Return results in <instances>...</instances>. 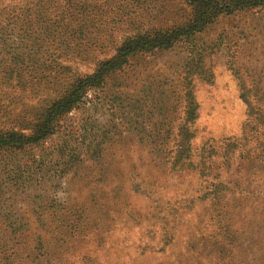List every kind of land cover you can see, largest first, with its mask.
Segmentation results:
<instances>
[{
	"label": "rangeland",
	"instance_id": "1",
	"mask_svg": "<svg viewBox=\"0 0 264 264\" xmlns=\"http://www.w3.org/2000/svg\"><path fill=\"white\" fill-rule=\"evenodd\" d=\"M29 1L0 0V8L24 2L32 7ZM57 1L65 12L70 0ZM81 1L88 3L85 13L94 19L82 40L88 43L86 53L82 57L74 51V55L57 54L63 56L58 63L66 68L57 70L54 80L0 79V106L7 107L12 117L24 115L40 99L61 95L74 75L91 74L99 61L111 58L118 44L135 32L128 25L135 17L140 22L156 17L153 24H157L166 14L161 7L183 8L179 0H140L138 6L132 0ZM46 4L41 0V6ZM172 21L170 17L166 24ZM222 35L229 43L205 61L213 83L190 79L197 104L192 149L197 154L207 144L219 150L227 139L248 137L245 149L251 162L246 156L232 161L242 164L237 173L251 174L249 186L242 192L238 182L240 194L233 208L217 215L205 188L226 177L233 184L234 166L228 171L216 168L220 158L214 157L203 175L169 169L172 134L182 119L181 102L170 92L179 90L183 65L187 67L191 58L189 47L181 44L167 52L129 59L122 71L106 77L100 87L88 89L84 102L61 119L57 134L44 148L66 142L81 154L80 167L57 179L53 172L59 165L40 163V149L22 156L23 161L29 160L24 177L28 176L30 187L21 195L10 189L0 193V229L8 223L2 216L11 212L10 216L21 214L29 226L25 242L30 247L42 224L54 235L67 234L49 239L48 264H264V154L260 155L264 127L251 123L239 98L237 79L226 64L233 55L241 79L249 85L260 80L255 88H264V8L219 19L202 41ZM259 106L264 112V103ZM89 152H93L91 159ZM215 175L218 178L213 180ZM40 208L46 217L37 222L30 211ZM215 216L232 218L237 223L231 228L234 234L221 231L219 236ZM7 237L0 233L1 245H7Z\"/></svg>",
	"mask_w": 264,
	"mask_h": 264
},
{
	"label": "trees",
	"instance_id": "2",
	"mask_svg": "<svg viewBox=\"0 0 264 264\" xmlns=\"http://www.w3.org/2000/svg\"><path fill=\"white\" fill-rule=\"evenodd\" d=\"M70 1L65 3L69 6L65 12L59 9L57 0H47V4L42 6L40 5L41 0H31L29 4H33L32 7H26L27 2H24L25 4L6 5L0 8L2 39L0 40L2 52L0 56V76L2 77L0 79L54 80L56 71L66 68L58 63L63 56L57 54L71 53L74 55L76 52L75 56L82 57L86 53L85 49L88 43L82 40L86 39L88 28L92 27L94 19L85 13L88 7L86 1ZM132 1V4L137 5L140 0ZM179 1L181 4L183 3L182 9L170 7L165 10L163 7L160 8L162 12L166 11V14L158 20L157 24H155L156 22L153 24L156 17L151 22H140L135 17V21L128 24L135 31L133 35L126 37L118 44L111 58L99 61L91 74H76L71 79L69 78L70 81L66 84L61 95L40 99L41 101L39 100L36 106L29 105L27 113L22 116L12 117L7 107L0 106V114H3L0 118L4 119H1L0 123V193L10 189L18 191L21 195L30 187L26 182L28 176L24 177V168L29 160L23 158V161L22 156L24 157L32 149H40V152L43 153L39 160L40 163L59 165L60 169L53 172L57 175L55 177L57 179H62L72 169L80 167L82 164L81 154L68 147L66 142L52 144L49 149L48 147L44 148L45 144L57 134L61 119L84 102L88 89L100 87L106 81L104 80L106 77L122 71L129 59L145 53L167 52L177 45L184 44L189 47L191 58L187 67L183 65L184 75L180 76V80H178L179 90L173 89L170 92L173 98L179 99L181 102L182 119L172 134L174 148L168 162L169 169L174 173L197 171L203 175L211 169V160L214 157L220 158L216 168L222 167L228 171L234 166L236 174L231 175L234 177L233 184H230L226 177L221 182H211L209 187L205 188L207 196L210 197L213 212L215 211L217 215L234 207V201L237 199L236 196H239L240 190L247 191L248 177L251 174L249 172L237 173L242 164L235 162L234 165L232 160L242 159L246 156L245 159L248 163L251 162L249 151L245 149L249 139L247 136L240 140L227 139L222 142L221 147L218 146L219 150L204 144L198 153L194 154L192 140L195 137V131L191 126L197 119V104L190 79L193 76L198 77L203 84L211 85L213 77L207 67L208 63L205 61L213 51H218L221 47H225L226 43H229V41H223V35L204 42L202 35L219 19L263 9L264 0ZM186 11L188 13L185 15ZM76 13L79 14L76 15ZM170 17L173 21L166 24ZM80 38L82 39L80 40ZM226 64L237 79L239 98L247 108L251 123L262 124L260 126L264 127V112L259 109L261 108L259 105L264 103V88L262 90L255 88L261 81L251 80L249 85L246 80H242L233 55ZM173 108L174 106H172ZM256 128L252 130H256ZM153 138L159 137L153 136ZM98 152H100V148ZM261 154L264 152H260ZM27 156H32V154ZM47 158H49L48 161ZM88 158H93V152H89ZM31 161V164L36 162L33 158ZM84 161L85 159H83ZM216 178L218 177L215 175L213 180ZM240 180L242 184L239 190L238 182ZM38 209L30 211V214L36 217L37 222L41 221L43 216L46 217L45 210ZM10 214L11 212L2 216L3 220L8 223L1 227L3 229H0V233L8 237L5 243L7 245L0 244V264H18L19 262L20 264H48L51 256L48 248L49 239L56 241L67 234L60 231L59 236L54 235L47 226L42 224L37 227L38 232L32 240V247H30L25 242L30 228L22 222L23 216L21 214L18 217L10 216ZM215 218L218 217L215 216ZM233 225L235 226L237 223L232 218L217 219L218 235L221 236L219 233L221 231L223 234H234L231 229ZM58 227L55 225L53 229L58 230Z\"/></svg>",
	"mask_w": 264,
	"mask_h": 264
}]
</instances>
